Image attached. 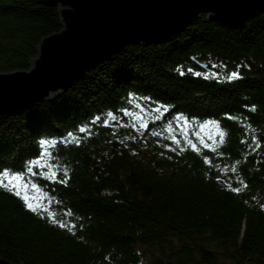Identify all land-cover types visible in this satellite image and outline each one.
I'll return each instance as SVG.
<instances>
[{
    "label": "trees",
    "instance_id": "16d2710c",
    "mask_svg": "<svg viewBox=\"0 0 264 264\" xmlns=\"http://www.w3.org/2000/svg\"><path fill=\"white\" fill-rule=\"evenodd\" d=\"M60 28L57 5L0 0V72ZM5 170L37 207L0 187L11 264H264V12L241 29L201 14L0 119Z\"/></svg>",
    "mask_w": 264,
    "mask_h": 264
},
{
    "label": "water",
    "instance_id": "95a60500",
    "mask_svg": "<svg viewBox=\"0 0 264 264\" xmlns=\"http://www.w3.org/2000/svg\"><path fill=\"white\" fill-rule=\"evenodd\" d=\"M34 1L58 6L61 28L40 39L27 69L0 72V119L60 96L128 44L175 38L201 14L227 29H241L264 12V0ZM0 264L11 263L0 257Z\"/></svg>",
    "mask_w": 264,
    "mask_h": 264
},
{
    "label": "snow or ice",
    "instance_id": "6c2138e0",
    "mask_svg": "<svg viewBox=\"0 0 264 264\" xmlns=\"http://www.w3.org/2000/svg\"><path fill=\"white\" fill-rule=\"evenodd\" d=\"M188 71L191 72L192 70L189 69ZM181 74H183V73H181ZM197 75H199V73H197ZM239 76H240V74L238 72L233 71L228 76V79L229 80L239 79ZM121 111L124 113V115H129L130 114L129 113V110L126 109V108L125 109H121ZM154 111L159 112L160 111V108L154 109ZM108 115L110 117H112L113 121L115 120V116H114V114L112 112H109ZM177 119H179V117H177ZM99 120H100V117H96L93 120V123H96ZM185 123H187V121H185ZM207 123L211 124L213 122L209 121ZM107 125H108V121H105V126H107ZM133 126H135V125H133ZM141 126L147 128L148 125L146 123H143ZM86 131H88V129H86L84 127H81L80 128V132L83 133V132H86ZM68 135L71 136L72 134L69 133ZM174 142L175 143H179V141L176 140L175 138H174ZM42 143L44 145H47L49 143V141L45 140ZM189 143H190L191 147L193 149H195V147H196L195 143H192V142H189ZM204 146L205 147H208L207 144H205ZM42 155H43V153H42ZM33 163H36L37 166H39V167H45V165H41L39 163V159H37L36 161H33ZM28 171H32L31 167L28 168ZM52 175H53V177H55V173L54 172L52 173ZM5 177H8L7 183H5V180H4ZM21 180H22V174L17 173L13 177V176H10V174H9V172L7 170H5L3 172V174H2V176H0V187L7 188L9 191H12L17 197H21L23 199L25 205L29 208V210L30 211H33V212H36L37 211V207L33 203L30 202V197L26 193H22V191H21V189L24 188V183L23 182L20 183V184L15 183V181H21ZM61 182H64V181H61ZM236 191H238V189H236ZM59 227L64 228V227H66V225L64 223H59Z\"/></svg>",
    "mask_w": 264,
    "mask_h": 264
},
{
    "label": "rangeland",
    "instance_id": "374dc122",
    "mask_svg": "<svg viewBox=\"0 0 264 264\" xmlns=\"http://www.w3.org/2000/svg\"><path fill=\"white\" fill-rule=\"evenodd\" d=\"M28 196H29L30 198H35V197H36V195L33 194V193H29Z\"/></svg>",
    "mask_w": 264,
    "mask_h": 264
},
{
    "label": "bare ground",
    "instance_id": "6f19581e",
    "mask_svg": "<svg viewBox=\"0 0 264 264\" xmlns=\"http://www.w3.org/2000/svg\"><path fill=\"white\" fill-rule=\"evenodd\" d=\"M10 116V115H9Z\"/></svg>",
    "mask_w": 264,
    "mask_h": 264
}]
</instances>
